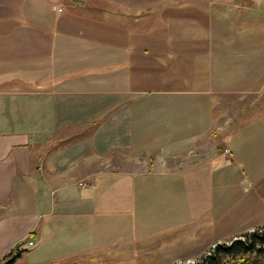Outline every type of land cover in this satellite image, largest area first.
Returning <instances> with one entry per match:
<instances>
[{
	"label": "crops",
	"instance_id": "obj_1",
	"mask_svg": "<svg viewBox=\"0 0 264 264\" xmlns=\"http://www.w3.org/2000/svg\"><path fill=\"white\" fill-rule=\"evenodd\" d=\"M196 2L189 7L198 12L210 0ZM16 4L0 10V264L20 243L14 264L27 254L33 264H121L123 254L135 264H174L171 252L193 251L198 236L191 231L188 240L192 209L183 241L178 225L155 222L192 205L205 172L213 222L238 226L239 234L263 226L249 223L253 203L217 197L224 184L259 179L216 140L262 97L264 54L252 45L221 52L215 22L210 33L188 22L194 33L182 36L184 23L168 24L161 39L146 24L77 15L39 23ZM204 34L214 52L187 54L185 40ZM166 44L178 53L165 58Z\"/></svg>",
	"mask_w": 264,
	"mask_h": 264
},
{
	"label": "rangeland",
	"instance_id": "obj_2",
	"mask_svg": "<svg viewBox=\"0 0 264 264\" xmlns=\"http://www.w3.org/2000/svg\"><path fill=\"white\" fill-rule=\"evenodd\" d=\"M192 1L194 2L193 6L191 5ZM196 1L200 2V0H17L16 7L21 12L28 8L29 13L32 11L33 20L39 23L50 20L59 21L67 16L74 17L77 15V18H81L78 20L81 21L99 23L126 22L140 27L146 24L147 29L149 28L148 31L157 32V36L161 37V39L168 38V24L184 23L181 26L183 28L176 31L178 36H182L180 33H194L189 23L201 22V26H196L201 27L204 32L210 33L211 26L215 22L223 33L220 43L221 52L234 54L239 52L237 47L242 49L252 45L256 47L259 58L264 54V0H225V2L220 4H218V0H210L209 5H203V10L195 12V10L190 8L199 5ZM9 3L10 0H0V10L1 6L4 9ZM20 11L19 14L21 13ZM225 29L227 30L226 33ZM199 37H206V39L203 38L201 41L194 42L185 40V48H188L186 53L190 54L199 50L213 53L214 41L211 43L209 40L212 36L204 34V36ZM166 45L162 51L165 58H167L169 53H172V55L178 53L169 44ZM235 47L236 49L234 50ZM146 86L150 87L152 84ZM235 95L230 93L226 97H236ZM238 112H242V110H231L230 114L235 115ZM240 122H242L243 126L238 133H235L234 127ZM225 138L224 141L216 140V149L221 151L226 157L232 151L229 160L239 163L248 172L250 169H255L258 172L252 173V176L259 180L240 182L239 186L224 184L217 189V197L219 199H230L232 202L229 203L238 201L243 202L245 205L253 203L250 208L252 216L249 223L255 220V222H259L263 226L255 227L253 230L264 229V220L255 219L259 215L264 217V93L254 108L243 110L236 118L235 124L226 128ZM224 147H227V149ZM216 149L214 150L217 151ZM220 153L218 154L220 155ZM209 154L210 157L213 156L212 149H210ZM221 160L223 163L226 162L224 157L219 158V161ZM228 170L226 169L224 173L226 174ZM206 173H204L205 176L202 182L199 183L200 180H197L195 183L192 205H188L187 209L179 206L178 212L170 221L158 220L155 222V225H161L162 227L167 223L174 226L178 225V229L175 231L178 233V239H180L183 236L182 234L187 231L181 228L186 223L183 219L185 211L188 212L192 209L191 221H189L192 224V228H188V240H190L191 235L189 233L191 231L194 234L198 233V236L195 237L193 251L189 250V246H179L177 251L171 252V255H176L175 257L178 258L174 264H194L199 262L212 254L216 244H230L232 240H237L246 233L239 234V227L234 226L233 223L231 224L233 226H229L224 223H215V221L211 220V211L209 212V210H211L213 202V192L210 184L205 181V178H209ZM193 175L195 178H198V175L203 176L197 170L193 172ZM208 191L209 193L207 194ZM234 191H236V198L232 199ZM237 191L241 192L238 193ZM203 212L206 214L203 215ZM188 215H190V212H188ZM242 220L243 225H245L247 222L244 214ZM227 223L229 224V221ZM199 225H202L203 228H199L198 231L197 227H201ZM230 234L239 235L229 237ZM181 239L183 241V238ZM121 256V264L136 263L135 259L133 260L129 255L123 254ZM32 258V254L24 255L17 264H33ZM171 262L158 261L159 264H169ZM111 264L116 263L111 262Z\"/></svg>",
	"mask_w": 264,
	"mask_h": 264
},
{
	"label": "trees",
	"instance_id": "obj_3",
	"mask_svg": "<svg viewBox=\"0 0 264 264\" xmlns=\"http://www.w3.org/2000/svg\"><path fill=\"white\" fill-rule=\"evenodd\" d=\"M5 264H14L21 256L18 247ZM194 264H264V229H255L246 232L237 240H232L230 244H216L210 256H206Z\"/></svg>",
	"mask_w": 264,
	"mask_h": 264
},
{
	"label": "built area",
	"instance_id": "obj_4",
	"mask_svg": "<svg viewBox=\"0 0 264 264\" xmlns=\"http://www.w3.org/2000/svg\"><path fill=\"white\" fill-rule=\"evenodd\" d=\"M29 245H30V246H33V245H34V241H33V240H30V241H29Z\"/></svg>",
	"mask_w": 264,
	"mask_h": 264
}]
</instances>
